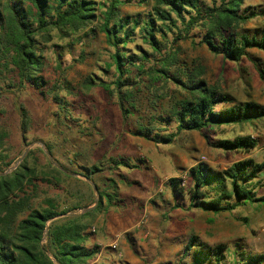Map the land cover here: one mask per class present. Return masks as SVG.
Here are the masks:
<instances>
[{"label":"rangeland","instance_id":"374dc122","mask_svg":"<svg viewBox=\"0 0 264 264\" xmlns=\"http://www.w3.org/2000/svg\"><path fill=\"white\" fill-rule=\"evenodd\" d=\"M94 1L98 12L103 10L101 4H105L106 0ZM200 2L202 9L211 4L210 0ZM151 6L152 0H128L119 7V16L142 19ZM245 7L258 10L264 7V0H245L242 8ZM263 22L264 16L254 17L241 25L238 32L252 36L257 34ZM97 24L96 20L77 33L63 37L52 32L51 40L40 51L43 57L41 75L46 82L42 94L32 87L19 91L8 89L1 93L0 132L7 135L1 152L4 156L1 162L7 163V166H2L1 170L3 174H9L23 165L32 171L28 176L35 189L32 191L29 186L24 188V192L29 194L32 207H44L45 200H50L57 211L69 210L71 206L79 208L65 213V217L77 216L84 213L85 208H92L97 194H105L103 192L106 191L110 192L112 198L123 202L121 207L132 208L133 204L140 203L141 209L145 204L158 211L155 208L157 202H164V208L169 206L166 199L171 197L168 186L170 179L182 182L179 188L188 197L187 191L192 187L188 167L195 162L205 164L214 171H221L239 158H251L257 163L261 161L264 118L250 124L209 127L201 132H181L169 145H155L136 135L135 130L139 124L146 126L151 116L165 117L169 108L182 99L185 93L169 82L164 88H161V83H154L148 89L139 84L133 98L134 106L127 107L129 114L123 117L115 95H108L98 86L99 82L110 84L114 74L110 61L113 49L98 31ZM200 32L199 29L193 30L189 38L173 46L178 50V67L199 72L200 78L207 85L213 86L219 93L229 95L234 104L253 102L264 107V81L259 79L254 66V62L259 60L264 67V53L250 49L248 55L238 63L223 61L220 55H212L205 46L199 44ZM167 40H171L170 33H167ZM125 48L128 54H137L139 50L150 52L148 45L140 40L137 30ZM7 77L14 80L13 74ZM87 79H91L92 83L87 84ZM53 84L58 86L56 93L62 101L61 106L54 104L47 93ZM19 104L27 114L24 132L19 128ZM228 106L216 105L214 110ZM174 125V122H170L164 129L173 132ZM155 127L160 126L155 124ZM204 135L211 142L250 136L256 140V146L247 153L222 152L209 148ZM113 160L126 161L130 167L118 165L115 169ZM93 166L98 171L90 173ZM260 175L262 188L255 190L256 195H264V171ZM109 180H113L112 186ZM126 189L129 196L124 194L122 197L119 190ZM133 197L143 201L138 202ZM88 211L89 217L84 220L88 224L87 231L98 238L102 228H105L101 206L97 209L94 206L93 211ZM242 212L248 214L250 211L242 209ZM248 215L252 236L246 246L252 248V251L264 252V226H253L258 222L264 223V210L256 208ZM161 217L157 212L152 223H161ZM141 220L145 222L134 227ZM126 230L118 234L119 238H137L143 243L151 237L153 230H160V225H152L147 211L143 213L141 210ZM146 233L148 236L143 239ZM176 238L175 247L167 251L170 255L163 259L169 262L167 264H187L188 258H180L174 252L183 246V233ZM104 241L98 242L107 244ZM232 253L229 251L230 255ZM142 257L141 260L147 262L153 259L147 255ZM157 260L160 259H154L151 264H157Z\"/></svg>","mask_w":264,"mask_h":264},{"label":"trees","instance_id":"16d2710c","mask_svg":"<svg viewBox=\"0 0 264 264\" xmlns=\"http://www.w3.org/2000/svg\"><path fill=\"white\" fill-rule=\"evenodd\" d=\"M125 1L128 0H106L101 4L103 10L98 12L94 0H0V97L8 89L19 91L26 87L42 94L46 82L41 75L40 51L51 40L52 32L60 37L72 35L97 20L98 31L113 49L110 61L114 74L110 84L99 82L98 86L108 95H115L123 117L134 106L139 84L148 89L154 83H161L164 88L169 82L185 93L165 117L151 116L146 126L139 124L135 130L139 137L154 144H170L182 131L201 132L209 127L250 124L264 118V107L253 102L234 104L229 95L207 85L199 72L178 67V50L173 47L199 29V44L212 55H220L223 61L238 63L250 49L264 53V22L252 36L238 32L247 21L264 16V7L242 8L245 0H210V6L202 9L200 0H152L150 11L141 19L119 16L118 9ZM135 30L150 52H125ZM167 33L171 34L170 41ZM254 66L259 79L264 81L263 64L256 60ZM8 74H13V81ZM86 83H92L91 79ZM56 90L58 86L53 84L47 93L54 104L61 106ZM216 105L229 106L214 110ZM17 109L19 128L24 132L27 114L21 104ZM170 122L175 125L169 133L164 128ZM6 136L0 132V264H88L97 252V246H85L91 235L84 220L90 212L65 217L67 211L79 208L71 206L69 210L57 211L50 200H45L44 207H32L28 192H24L25 186L35 189L28 176L32 171L23 165L9 174L1 170L7 166L1 162ZM203 137L207 146L222 151L247 153L256 146V140L249 136L213 142L206 135ZM115 164L130 167L126 161ZM263 170L264 150L259 163L246 158L222 171L196 164L188 170L192 183L187 191L190 206L218 213L230 211L241 202L264 204V197L256 198L254 193L259 185L257 175ZM95 171H98L95 166L89 170ZM169 184L175 194H181L177 180L170 179ZM102 195L111 203L110 195L98 193L95 209L100 206ZM232 198L234 204H230ZM186 250L191 251L192 264L264 263V254L242 252L238 254L239 262L225 263L224 245L210 247L195 236L189 237Z\"/></svg>","mask_w":264,"mask_h":264},{"label":"crops","instance_id":"0c3cea01","mask_svg":"<svg viewBox=\"0 0 264 264\" xmlns=\"http://www.w3.org/2000/svg\"><path fill=\"white\" fill-rule=\"evenodd\" d=\"M182 132H192V131H182ZM217 140H223V139H217ZM155 145H161V144H155ZM215 150H219V149H215ZM222 152H227V153L232 152L238 154L246 153L242 151L239 152L222 151ZM243 159H246V157L239 158L238 160L231 162L230 165ZM115 162L118 161L113 160L114 167L113 166L112 167L115 169L118 167V165H122V164L116 165ZM195 165L196 162L193 163L188 168L190 169ZM225 169L226 168H224L223 170ZM263 171H261L257 175V180L259 182V185L254 189V193L255 190L258 191L262 188L261 185L262 181L260 174ZM109 181H111L110 185L112 186V184L114 183L113 180H109ZM127 186L128 184L126 185V187ZM168 186L170 187L171 197L170 199H166V200L169 201L168 203L169 206L167 208H164L163 206L164 202H162V204L157 202V207L155 208H157L158 211L153 209L151 205L147 206L145 204L143 205V209H141L142 207H140V203H138V205L133 204L132 208L121 207L120 204H123V202L118 199L112 198V196L110 200L111 203L108 204L105 201V195H102L103 201L100 203V206H101V212L103 213L102 215H104L105 228L104 229L102 228L98 238H96L93 235L85 244L87 248H90L91 246H97V252L88 262V264H151L154 259H160L155 262L157 264H167L169 262L164 260L163 258L170 255V253H167V251H172V249L176 245V240H177L176 237L177 235L180 236L181 233H183V240H184L183 246L179 250H174V252L177 253V256H179L180 258H188L187 264H192L191 251L186 250L187 241L190 236H195L200 243H203L210 247L215 246L217 244L224 245L226 247L224 253L225 263H232L235 260L239 262L238 254H240L241 252L245 255L264 254V252H261V250L252 251L251 250L252 248L246 246L250 243L252 236V226H250L249 224L250 215L248 214L251 212V210H254L256 208L259 210L262 209L264 210L263 204L241 202L230 211L212 213L210 211H205V210L197 209L195 207H191L190 206L191 200L189 196L187 197L182 193L175 194L171 185L169 184ZM114 188H116V186ZM103 193H105L106 195L107 194L110 195L109 194L110 192L106 193V191H104ZM119 193H121L120 195H122V197H124V194L129 196L128 195L129 192L127 191V189L123 191L119 190ZM255 197L260 198V197H264V195L255 194ZM132 199H136L138 202L143 201V199L140 200L141 198L138 200L137 198L133 197ZM234 203L235 201L232 198L230 200V204H234ZM94 206L90 208L92 209V211ZM106 206L108 207L106 208ZM242 209H249L250 212L248 214H245L242 212ZM141 210L143 211V213L147 211L149 222H151L152 225L159 224L160 230H158L157 232L156 230H153L151 232V237L146 242L143 243H140L137 238L136 239L131 237L119 238L118 234L125 233V231H127L126 229H128L131 226L132 220H134L136 217L139 216ZM157 212L161 214L162 222L154 224L152 223L153 222L152 218H154V215H157ZM176 216L177 219L175 220L174 217ZM254 220H256V217L254 218ZM141 221L136 223L134 227H138ZM255 225L264 226V223L258 222L257 224H253V226ZM99 226H101V224H99ZM175 226L177 228H174ZM176 229L178 230L177 235H176ZM147 236L148 233L143 235L142 238L145 239ZM101 240H105L104 242H106L107 244L104 245L101 242H98ZM112 244L116 245L117 252L119 253L120 257H117L115 251L109 248V246ZM229 251L236 253V255H234L233 253L230 255ZM142 255L150 256V258L153 259H151V261L149 262H147L146 260H141L143 258ZM228 256H231L230 259H228Z\"/></svg>","mask_w":264,"mask_h":264},{"label":"built area","instance_id":"2783aa9c","mask_svg":"<svg viewBox=\"0 0 264 264\" xmlns=\"http://www.w3.org/2000/svg\"><path fill=\"white\" fill-rule=\"evenodd\" d=\"M179 185L181 186V185H183V183L180 182ZM140 224H143V220L141 221ZM109 248H110L111 250H114V251H115V254H116L117 257H120L119 253L117 252V247H116L115 244L110 245Z\"/></svg>","mask_w":264,"mask_h":264},{"label":"water","instance_id":"95a60500","mask_svg":"<svg viewBox=\"0 0 264 264\" xmlns=\"http://www.w3.org/2000/svg\"><path fill=\"white\" fill-rule=\"evenodd\" d=\"M96 204V200H94V204H93V206ZM90 208H85L83 211L84 212H86V211H88Z\"/></svg>","mask_w":264,"mask_h":264}]
</instances>
